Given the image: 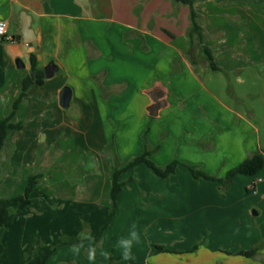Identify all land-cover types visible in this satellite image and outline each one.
I'll list each match as a JSON object with an SVG mask.
<instances>
[{"label": "crops", "instance_id": "obj_1", "mask_svg": "<svg viewBox=\"0 0 264 264\" xmlns=\"http://www.w3.org/2000/svg\"><path fill=\"white\" fill-rule=\"evenodd\" d=\"M232 3L244 16H216L214 9L220 4L223 8L234 7L220 0H193L199 28L192 31L191 7L173 0H0V18L8 24V35L14 37L10 43L0 39L3 115L20 90L21 70L29 71L31 51L20 32L25 12L35 34L32 51L37 67L43 70L53 61L58 68L50 78L44 77L43 84L34 85L33 93L24 98L16 115L24 102L32 109L36 104L34 98L43 97L50 104L47 111L51 108L53 114L50 136L76 134L83 143L82 151L92 153V160L107 157L103 148L108 133L121 143L115 145L118 153L130 151L133 144H123L122 138L139 136L144 129L148 135H156L161 129L165 137L170 135L159 143L152 140L157 151L155 159H149L161 167L176 160L175 172L163 179L148 168L158 184L175 183L179 190L156 191L151 187L145 191L148 206H144L142 218L146 231L175 230L181 232V238L173 240L175 245H164L169 251L150 252L146 264H264V165L255 175H233L225 186L211 179H194L184 166L194 165L210 175L225 178L230 169L254 152H260L264 158L260 129L250 118L253 111L244 114L230 108L206 86L210 70L218 67L253 78L263 77L260 64L264 54V0ZM224 19L238 24V32L225 31ZM206 49L212 62L214 57L222 56L223 64L213 67ZM16 56L24 63L21 69L16 67ZM65 85L72 90L69 106L77 110L76 116L59 109L63 107L58 96ZM156 87L164 91L167 104L150 116L146 107L151 103L149 94ZM109 113L112 119L116 116L115 127L104 124ZM177 137L188 140L180 142ZM13 148L9 147V153L15 152ZM164 148L170 152L168 156L160 154ZM68 152H72L70 148ZM19 157V153L9 155V163L3 166L0 162V170L6 171L7 164L12 168L10 162ZM49 158L47 154L36 155L34 163L26 164L48 175L52 167ZM82 158L84 161L87 157ZM73 160L76 167L78 162L87 164L86 160ZM43 180L49 188V176ZM216 184L224 187L222 192L216 191ZM23 187L20 183L18 194L10 192L2 197L20 195ZM121 191L116 216L121 212ZM67 196L33 191L28 198L11 203L10 218L20 211L22 216L41 213L36 201L47 198L51 200L46 203L49 214L58 205L55 201ZM171 202L174 211L168 213ZM8 221L1 230L3 255ZM19 228L16 230L21 232L25 229ZM37 238L32 240L33 248L47 246L48 242ZM194 243L197 248L191 251ZM250 249H254L250 256L237 254ZM69 260L75 258L62 262Z\"/></svg>", "mask_w": 264, "mask_h": 264}, {"label": "rangeland", "instance_id": "obj_2", "mask_svg": "<svg viewBox=\"0 0 264 264\" xmlns=\"http://www.w3.org/2000/svg\"><path fill=\"white\" fill-rule=\"evenodd\" d=\"M220 1L227 3L225 5L233 6L234 9L223 8L222 4H220L214 9L216 16L225 18L230 15H236V18H238L237 16H244L243 14L245 13L232 5V2H242L243 0ZM235 21H238V19ZM222 26H224L225 31L231 34L237 33L239 30L238 24L225 19ZM262 26L264 27V24ZM217 40L215 39L216 43ZM5 41L10 43V40L5 39ZM25 54L27 55V48ZM14 58L21 59L20 56ZM261 58L263 59L260 64L263 68L261 73L263 77L257 76L253 78L244 73L221 69L218 66L223 64V57H214V65L222 71L219 69L210 70L206 86L216 98L226 103L230 108L244 114L249 113L251 110L253 111V115L250 118L260 129L259 134L262 146H264V54ZM36 99L37 97L34 98L36 104L32 109L28 108L27 103L24 102L22 104L20 113L13 119L15 122L21 121L22 127L13 129L9 133L5 141L6 146L5 148L3 147L0 153V162L3 166L5 163H9V155L16 154L17 156L19 153L20 156L14 162H10L13 169L7 164L6 171L0 170V197L7 198L2 196L10 192H13L10 194H18L16 189L20 188V183L21 186L24 184L23 188H25L28 178L35 175H41V177H39L37 184L34 186V191L41 190L44 194L60 193L68 196L61 199V201H55L58 205L49 214L48 212L46 213V203L51 202L48 198L39 201L34 200V202L38 203L36 206L40 207L41 213L35 211V213H28L22 216V211H20V213L15 214L16 217L14 215L11 218L10 213L4 237L6 251L5 255H3V262L5 264H25L33 258L35 253L42 260L40 264H84L83 260H86L85 264H91V262H95L92 264H117V262H121L120 264H146L145 258H148V254L150 252L152 254L157 253L154 250V245L164 246L167 244L171 246L174 244L173 240L181 238V232L175 230H171L170 233H154L144 229L146 222H143L142 213L144 208L148 206V200L144 198V192L150 191L151 187L156 189V191L160 189L166 191V188H170L171 191L175 192L179 189L175 183L170 184L168 181L165 182L166 184H158L152 178L156 177L154 176L155 174L143 163L123 173L121 180L125 181V184L121 191L122 200L119 202L121 212L120 215L116 216L114 214L110 218V187L114 167L113 154L120 161V166H124L135 156L142 154L145 149L150 150L148 157L154 160V151L156 150L154 146L156 145H154L152 140L159 143L164 138H169L170 135L165 137L164 129H161L156 135H148L146 129H144L139 136L127 139L122 138L121 142L123 144L128 141L133 144L130 151L121 152L120 150V153L116 151L115 145L121 143L115 141V137L108 133L109 130H106L108 135L107 138L105 137L106 142L103 153L107 157L92 160L89 158L92 153L82 151L83 143L76 134L73 137H65V134L50 136V126L54 124L51 121L53 118L51 108L47 111L50 104L46 103L43 97ZM10 107L11 105L9 110ZM59 109H62V111L65 109L66 113L73 116L77 115V110H75L73 105L69 106V108ZM8 112L3 115L0 110V119ZM116 120V116L112 119L109 113L108 117L105 118L104 124L105 126L111 125V127H115L117 124ZM60 128L61 126H59V130ZM45 136H47L46 139ZM176 140L180 142L182 140L183 142L184 140L187 141L188 138L177 137ZM73 145L76 146L72 148ZM10 146H15L13 148L15 154L9 153ZM69 148L72 152H68ZM16 149L19 152H16ZM43 154H47L50 157L49 161L52 167L49 168L48 175L47 173L43 175V173L37 172L36 168L28 167L27 165L31 161L35 162L36 155ZM160 154L168 156L170 152H167L164 148ZM83 156L87 157L85 166L77 160L82 159L83 161ZM74 157L78 162L76 163L77 167L74 166ZM23 160L25 162H22ZM67 163L69 166H66ZM184 166L189 171L188 167ZM47 176H49V180H53V182L47 181L51 185L49 188L45 186L46 181L43 180ZM218 186V184L215 185L216 191L222 192L224 187L221 185L219 188ZM19 194H21L20 191ZM170 204L172 206H168V209H166L168 213L174 211V208H172L174 204L172 202ZM43 212L44 214L42 215ZM133 225H135V230L138 232L140 239L139 243L133 242L131 249L132 259L126 261L122 259L123 250L118 242L121 238L129 237V232ZM20 226L25 228L22 232L16 230ZM2 234L3 232H1V236ZM34 237H38V240L45 243L48 242L47 246L33 248L34 242L32 240ZM196 244L194 243L191 248ZM93 245L96 247V259L91 261L88 259L87 249ZM75 246H80L78 254L74 251ZM175 250L180 249L176 248ZM103 253H107V258H105ZM168 257L171 258V256ZM71 258H75V260H69L71 261L69 263L62 262ZM173 258L175 259L174 256H172Z\"/></svg>", "mask_w": 264, "mask_h": 264}, {"label": "trees", "instance_id": "obj_3", "mask_svg": "<svg viewBox=\"0 0 264 264\" xmlns=\"http://www.w3.org/2000/svg\"><path fill=\"white\" fill-rule=\"evenodd\" d=\"M177 3L187 4L191 7L190 10V18L192 21V31L198 30V24L196 22V12L194 11L192 4L193 0H173ZM206 52L210 58L212 59L211 53L208 49ZM29 71H22L21 76V86L18 94L14 98L11 103V107L9 112L0 119V150L4 146V143L9 135V133L13 129H20L22 127L21 121H13L16 116L17 109L19 105L22 103L24 98L33 93L34 85H41L44 82V73L43 70L37 67V58L34 51L29 53ZM211 65L215 67L214 63L211 60ZM112 149V148H111ZM150 151L145 149L142 154L134 157L130 161H128L124 166H120V161L117 156L113 154L114 158V167L112 171L111 178V187H110V197H111V210H110V218L115 214L117 208V197L122 189V186L125 184V181L121 180L123 173L126 170L132 169L137 163L143 162L148 167H150L157 175L168 178L175 172L178 161L173 160L166 164L164 167L156 165L153 161H151L148 157ZM191 172V175L194 179L206 178L211 179L216 182L222 183L225 186L230 178L235 174H246V175H255L264 165V158L260 152H254L251 156L245 158L238 166L230 169L225 178H218L216 176L210 175L207 172L201 170L200 168L185 164ZM39 177L41 175L30 176L27 180V184L22 194L9 197V198H1L0 199V264H5L3 262L2 256L4 253V243L1 237V230L7 222L9 215L11 213V203L20 201L28 198L31 193L34 191V186L37 184ZM197 245H194L190 250H195ZM155 252L169 251L168 248L162 245H154ZM254 253V249H250L247 251H239L237 254L250 256ZM42 260H40L37 256H34L31 260L26 262L25 264H40Z\"/></svg>", "mask_w": 264, "mask_h": 264}, {"label": "water", "instance_id": "obj_4", "mask_svg": "<svg viewBox=\"0 0 264 264\" xmlns=\"http://www.w3.org/2000/svg\"><path fill=\"white\" fill-rule=\"evenodd\" d=\"M21 35L23 41L29 46L30 51L33 50V40L35 38L34 31L31 27V19L30 16L27 13H23V16H21ZM16 67L18 69H21L24 67V63L21 59L17 58L15 61ZM57 65L54 64L53 61H50L43 69L44 77L50 78L54 72L57 70ZM72 90L69 86L65 85L61 88L58 96V102L59 105L63 108H67L70 103ZM150 100L151 103L146 107V110L150 116H155L159 109L166 106V100L164 99V91L160 90L159 88H154L150 92Z\"/></svg>", "mask_w": 264, "mask_h": 264}, {"label": "clouds", "instance_id": "obj_5", "mask_svg": "<svg viewBox=\"0 0 264 264\" xmlns=\"http://www.w3.org/2000/svg\"><path fill=\"white\" fill-rule=\"evenodd\" d=\"M90 239V238H89ZM139 234L135 230V225L132 226V229L129 232V237L127 238H121V240L118 242L119 246L121 247L122 251V259L124 260H131L132 259V245L133 242L139 243ZM74 251L78 254L80 251V246H75ZM105 258H107V253H103ZM87 256L88 259L91 261H94L96 259V247L95 245L89 247L87 249Z\"/></svg>", "mask_w": 264, "mask_h": 264}, {"label": "built area", "instance_id": "obj_6", "mask_svg": "<svg viewBox=\"0 0 264 264\" xmlns=\"http://www.w3.org/2000/svg\"><path fill=\"white\" fill-rule=\"evenodd\" d=\"M8 24L7 22L0 18V39H6L14 42V37L8 35Z\"/></svg>", "mask_w": 264, "mask_h": 264}]
</instances>
